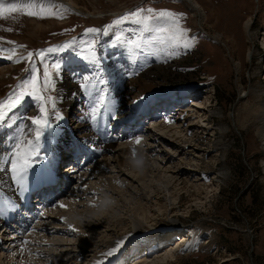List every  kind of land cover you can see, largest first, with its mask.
<instances>
[{
  "label": "rangeland",
  "instance_id": "obj_1",
  "mask_svg": "<svg viewBox=\"0 0 264 264\" xmlns=\"http://www.w3.org/2000/svg\"><path fill=\"white\" fill-rule=\"evenodd\" d=\"M193 1L199 7L192 9L186 0H35L34 8L0 17V102L7 103L18 94L23 81L32 74L39 77L38 94L52 97L43 101L26 98L8 112L0 121L4 123L0 146L10 139L13 145L19 136L22 150H28L27 141L34 140V131H30L34 126L27 117L41 115V103L45 105L42 119L53 122L59 114L66 123L61 128L64 133L72 132L78 123L88 129V100L92 98L93 105L100 108L98 101L103 96L101 108L113 107L109 108L110 116L104 112L106 122L102 127L113 140L110 151H106L110 166L114 168L112 156L116 154L117 158L121 151L119 142L124 147L128 144L129 138L123 136L126 132L142 138L138 149H144L143 153L146 147L151 149L147 169L143 153L134 149L124 152L131 168L125 175L118 174L122 183L110 184L112 190L105 196L111 200L102 199L103 204L95 205L84 221L76 217L74 203H67L64 213L69 221L77 220L81 228L79 232L55 233L53 249L48 247L42 261L91 264L96 254L105 264H134L136 259H131L138 251V255L144 253L138 260L142 264H156V258L164 257L159 264H264V0ZM148 8L183 15L176 18V25L149 21L147 31L132 20L113 23L126 13ZM27 11L38 15L28 16ZM142 14L148 15L147 11ZM108 25L111 27L105 31ZM158 27L168 31L158 33ZM87 28L101 31L88 33ZM181 28L187 32L181 34ZM154 36H175L180 43L161 44L152 39ZM94 40L98 41L94 51L99 63L90 59L92 50L88 46ZM129 41H138L141 47L137 49ZM189 42L190 48L183 47ZM49 47L57 50L47 52L43 60L34 56L30 64L26 59L28 52ZM53 64L60 67L53 69ZM43 71L53 76L46 90L41 89ZM62 76L79 88L68 109L61 106ZM101 79L105 83H99ZM157 107L162 110H155ZM163 117L169 119L171 132L184 142L157 140V133L166 134L168 130L158 127ZM127 122L138 126L133 129L129 124L127 128ZM189 122L194 127L190 128ZM73 148L65 144L55 154L60 158L61 174L64 165L73 164V159H65ZM87 149L76 156L74 163L83 164L87 170L82 172L88 174L102 156L88 160L93 154ZM83 177L81 182L98 186L95 177ZM194 179H198V190ZM78 183L76 178L72 185ZM63 189L68 191L65 195H71L70 188ZM18 191L23 190L19 187ZM139 196L143 204L146 201L150 214L144 227L133 228L127 217ZM158 204L163 206L160 210ZM95 219L97 226H85ZM48 229L49 233L54 231ZM82 229L90 230L82 235ZM115 235L125 236L124 243L113 256L106 257L114 247L104 240ZM156 239H160L161 247L147 256L148 247ZM33 242L29 239V244L25 242L28 245L22 247L26 263L38 257L39 251L30 245ZM83 246L88 249L75 258L74 253Z\"/></svg>",
  "mask_w": 264,
  "mask_h": 264
},
{
  "label": "bare ground",
  "instance_id": "obj_2",
  "mask_svg": "<svg viewBox=\"0 0 264 264\" xmlns=\"http://www.w3.org/2000/svg\"><path fill=\"white\" fill-rule=\"evenodd\" d=\"M186 1L188 2V4H190V7L192 9L199 7L197 2L193 0H186ZM248 24H249V19L244 24L245 28ZM16 59H18V57L14 59V62L16 61ZM76 85L77 83L73 81L68 82L67 78L64 76H62L59 79V89L60 92L63 93V95L61 94V100H62L61 106L63 109H68L67 105H70L69 103L78 95L79 88L77 87L78 85L77 86ZM88 101L89 103L87 105H90L91 107V109H89L88 111V115L91 113V116L87 118L88 129L86 128L85 124L78 123L77 125L76 124L73 125L72 132L71 130L68 132L71 135L69 134V136H66L68 133H64V131H62L61 129L63 126L64 127L66 126L64 119L61 118L58 121L55 119L52 122L53 128L51 129V133L53 134H46L45 137H42L40 141V143L43 145V149L41 150V155H48L50 159L48 161H41L40 164L35 165L33 169L29 170L26 178V190H23L22 193L18 191L20 186H18L12 180L11 172L7 170L10 168L9 161L11 158L12 146H13L12 144H10V142L12 140L11 139L10 141L7 140L8 142L6 143L2 142L0 146V209H2L0 210V229H1L0 230V264H4V262H6V264H51L48 263L47 261H42L41 257L42 255L45 256L48 255V251H47L49 250L48 247L50 249H53L52 247L54 245L53 241L57 240V238L54 236L55 233L60 232L62 234L63 233L68 234L72 231L79 232L81 228V225L80 226L78 225L80 223H77L78 221L76 219H75L76 222L75 221L74 222L77 224H75L71 220L69 221L70 218L67 217L66 214L64 213L63 209L67 206V203L68 202L74 203V206L76 207L75 209L76 217L80 218V219L77 218L78 220H82L89 213L93 212L92 208H94L95 205L103 204L102 199L111 200L110 197L105 196V193L112 190L111 189L112 187L110 185L112 182L118 184L122 183V180H120L121 178L119 179L118 174H120V176L125 175L126 174L125 170L128 169L129 167L131 168V164L130 163L128 164L127 162L128 160L125 157H123L124 152L134 149L139 151L140 153H143L144 149L143 150L138 149V144L135 143V137H132L129 132H126L123 134V136L129 138L128 144H126V146L124 147L123 145H120L119 142L118 148H120L121 150L119 153L120 155L118 154L117 158L115 156L116 154L112 156L113 158L115 157V159H113L115 161V166H113L114 168H112L110 166L111 161L109 160V158H107L106 153L110 151L113 144L112 143L113 140L112 137H109L108 134L102 131V127L106 122V116L104 112H106V114L110 116L109 110L110 109L113 110V107L104 105L101 108L102 105L101 106L99 105L100 106L99 111L96 114H93L92 109L94 107H97L98 105H93L92 98H89ZM155 110L158 111L162 110V107H157ZM154 114L157 116V113ZM93 115H95V119H93ZM74 120L76 121V118H74ZM124 120H126V118ZM189 121H191L190 117H189ZM133 123L134 124L132 123L130 124L129 122H127L125 127L129 128V124H130L133 125L132 126L133 129L134 127L136 128L138 124L136 122ZM3 124H0V127ZM157 124L158 127L162 125L168 128V130H166L167 131L166 134L157 133L155 135L157 137V140L161 142L165 141L171 144L176 139H179L180 141L183 142L185 141L181 136L179 138V136L175 132H174L175 134L171 132V129L173 130V128L167 117L166 118L163 117ZM189 126L190 128L194 127V123L189 122ZM186 133H188V131L185 132L184 134ZM65 144L75 146L73 150H69V151L67 150L68 151L66 155L67 158L65 157V159L66 160L68 159L70 161L73 159L72 162H70L73 164H67L62 167V170H65L64 173L66 175H64V173L61 174L60 171L58 170L60 167L58 165L60 158L57 159L56 158L57 155H55L56 152H59L62 146H64ZM86 149L90 150V154H93L91 157L88 156V158H86L88 160H93L92 157L94 156H102L101 160H99L98 163L96 162L97 163L96 165H94L93 163L94 166L91 168L93 169L92 171L90 170V167H88L89 168L88 170H90L88 174L82 172L85 171V169L87 170V168L84 167L83 164L81 165L79 164V162L74 163L75 161L74 159H76V156L80 152ZM150 151L151 149L146 147L145 152L142 154V157L144 159L142 160L144 161L143 162L144 169L145 168L147 169L149 166L148 157L150 156V154L148 153H150ZM161 160L163 159L161 158ZM82 166L84 169L82 168ZM83 175H86L85 178L95 177L97 179V183H99L98 186L95 185L91 186V184L86 185L85 183L81 182L84 178ZM76 178L78 179L79 183L76 185H72V183ZM193 181L194 183L198 182V179H194ZM60 184H62L61 185L62 187L60 186ZM66 186H67V190L68 188H70L69 193H71V195L68 196L65 195L68 191L64 192L65 190L63 188H65ZM195 186H196L195 187L196 190H198L199 185L198 184L196 185L195 183ZM143 200L144 199L139 196L136 203L134 204L132 213L127 217V222L133 228L144 227L146 220L149 218L150 210L145 207L146 201L144 202V204L142 203ZM61 205H63V207H61ZM80 205H82L81 206L82 210H78V207ZM161 207L163 206L158 204L157 209L160 210ZM17 208L19 209L18 210L19 213L17 212L18 214L16 213ZM55 208H57L56 211H52ZM41 213H44V215L41 216L40 215ZM102 218L104 219V217H100V219ZM97 221L98 220L96 219L92 220L91 223H86L85 226L89 228L95 227L97 226ZM119 221L121 222L120 219ZM48 228H53L54 231L49 233ZM89 230L82 229L81 234L86 235L87 232H89ZM124 237L125 236L123 235H115L112 238L108 237V239H105L104 242L109 247H116L117 243L123 240ZM29 239L35 241L33 242L34 244H30V245H33L36 252L37 251L39 252H38V257L36 256L34 260L28 261L26 263L25 260L23 261L22 247H24L28 243ZM25 242L27 243L24 244ZM49 243H51L52 245ZM152 244L153 246L148 247L149 252L147 251V256L150 253L156 254L159 247H161L160 239H156V241L153 242ZM39 246H43V247L46 246L47 248L45 247V249L42 248L37 249V247ZM87 249L85 246L80 248L78 251L74 253L75 258L78 255L82 256L83 252H85ZM33 251L34 250H32L31 252ZM137 253L138 251L135 253L134 258H132L131 260L133 261L136 259V262L135 261L133 262L134 264H142L138 262V260L142 256H144L143 255L144 253H141V255H138ZM25 255L27 256V254ZM166 256L170 257L169 254H167ZM92 258L95 259V261H93L91 264H97V262H102V264H105L104 260L101 259L99 255L93 254ZM98 258L100 259L98 260ZM123 258H125V256H123ZM164 259L165 257L156 258L155 262L156 264H159Z\"/></svg>",
  "mask_w": 264,
  "mask_h": 264
},
{
  "label": "snow or ice",
  "instance_id": "obj_3",
  "mask_svg": "<svg viewBox=\"0 0 264 264\" xmlns=\"http://www.w3.org/2000/svg\"><path fill=\"white\" fill-rule=\"evenodd\" d=\"M35 7V0H32V2H6V0H0V17H4L5 14H11V13H17L21 12L23 13L26 9H31ZM147 11L148 15H143L142 13ZM26 14L28 16H37L38 13L35 11H27ZM183 14L175 13L171 10H155L152 8L148 9H137L135 11L129 12L124 14L121 18L113 21L114 24L122 23L126 20H132L136 24L143 25V30L147 31L149 29V21H158L160 23H170L172 25L177 24V17L182 16ZM111 25L105 26V31H107L108 28H110ZM11 30V29H9ZM88 33H99L101 30L98 28H87L85 30ZM156 32H164L168 31L167 28H156ZM181 34L186 33L187 29H179ZM153 40H159L161 44H172L173 46L180 43V40L175 37H169L168 39H165L161 36H154L152 38ZM98 43V41H93L92 44H90L88 47L92 50V55L90 59L96 63H99V60L97 56L95 55V45ZM130 44L134 45L135 48H140L141 44L138 41H129ZM23 47V46H21ZM183 47L190 48L191 43H184ZM56 48L49 47L48 49L44 50H37L35 53L28 52L27 60L31 64L33 62V57H39L41 60L44 59L45 54L47 52H53L56 51ZM131 51V49H130ZM8 59H12V57H8ZM21 59H24L23 57ZM53 69H58L60 66L59 64H53L51 65ZM43 77V84L41 86L42 90H46L49 85L53 83V76L50 75L48 71H43L42 73ZM39 82V77L36 74H32L29 79L23 81V86L21 87V90L18 94H13L9 99L7 103L0 102V121H4L5 117L8 115V112L15 109L18 105H20L26 98H32L37 101H43L45 99L51 100L52 97H43L42 95L38 94L37 90V84ZM99 83L103 84L105 81L101 79ZM104 103V97L101 96L99 98L98 104L102 105ZM135 103V102H134ZM5 109L7 111H5ZM99 111L98 107H94L92 109L93 114H96ZM39 112L41 115L31 116L27 117L28 120L31 121V125L34 126L33 129H30V131H34V140H28V150H22V144L23 139L21 137H17L15 143L12 147V153L10 158V168L7 169L11 172V178L12 180L20 186L21 190H26V178L27 174L30 169H33L35 165L40 164L41 161H48L50 158L48 155H41V150L43 149V145L40 143L41 138L44 137L46 134H53L51 133V129L53 128V124L48 119H42V114L45 112V105L44 103H41L39 106ZM115 118V116H113ZM55 119L58 121L61 119L60 115L57 114ZM93 119H95V115H93ZM21 133H23L24 129H19ZM141 137L137 136L135 137V143L139 144L141 141ZM33 145H35L34 150ZM63 207V205H61ZM2 210V209H0ZM41 216L44 215V213L40 214ZM124 240H121L117 243L116 247L112 248L110 251H108L105 255L106 257L113 256L119 248L123 245ZM97 264H102V262H97Z\"/></svg>",
  "mask_w": 264,
  "mask_h": 264
}]
</instances>
